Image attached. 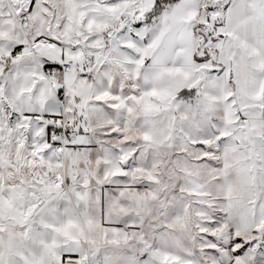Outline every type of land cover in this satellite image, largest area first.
Masks as SVG:
<instances>
[{
    "label": "snow or ice",
    "instance_id": "snow-or-ice-1",
    "mask_svg": "<svg viewBox=\"0 0 264 264\" xmlns=\"http://www.w3.org/2000/svg\"><path fill=\"white\" fill-rule=\"evenodd\" d=\"M0 264H264V0H0Z\"/></svg>",
    "mask_w": 264,
    "mask_h": 264
}]
</instances>
